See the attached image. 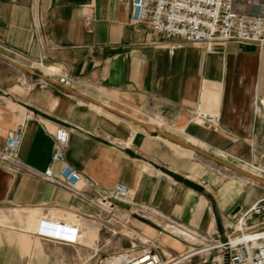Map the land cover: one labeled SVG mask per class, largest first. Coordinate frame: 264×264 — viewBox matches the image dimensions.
<instances>
[{
    "label": "crops",
    "instance_id": "1",
    "mask_svg": "<svg viewBox=\"0 0 264 264\" xmlns=\"http://www.w3.org/2000/svg\"><path fill=\"white\" fill-rule=\"evenodd\" d=\"M32 3L0 0V55L26 66L41 58L52 70L28 73L0 58V264H105L122 248L94 205L41 177L57 126L68 130L64 154L81 175L78 190L97 198L116 183L129 186L132 201L149 208L147 219L164 225L147 229L139 217L131 224L180 256L170 263L197 254L169 240L170 225L209 237L235 233L243 212L264 196L263 184L229 175L66 87L141 121L157 115V128L165 124L228 163L264 165V46L232 40L205 51L147 24L134 28L126 0ZM27 110L35 117L15 158L4 159L5 140ZM200 110L215 114L212 128L198 121ZM52 168L57 175L60 163ZM43 216L77 223V241L38 232Z\"/></svg>",
    "mask_w": 264,
    "mask_h": 264
},
{
    "label": "built area",
    "instance_id": "2",
    "mask_svg": "<svg viewBox=\"0 0 264 264\" xmlns=\"http://www.w3.org/2000/svg\"><path fill=\"white\" fill-rule=\"evenodd\" d=\"M129 6L128 24L136 27L139 24H147L154 33H159L167 38L178 37L186 42L198 44L205 51H210L214 44H223L227 41L254 43L264 46V2L256 0H126ZM39 0H33V6ZM249 6L245 11L243 6ZM34 29L40 26L37 12L32 15ZM36 64L38 68H46L42 59L30 61L28 67ZM200 123H213L215 114L198 113ZM207 115V117H205ZM35 113L27 110L23 116L15 122L10 134L5 140V147L1 153L4 159H14L21 142L26 121L33 119ZM153 117H157L154 115ZM68 130L63 126H57L52 132L54 140L53 150L50 154V164L41 173V177L50 183L67 190L71 194L80 197L94 205L99 213L104 215L105 226L108 216L114 218L117 227L130 221L131 216L146 218L149 208L143 204L134 203L131 199L132 190L129 186L116 183L107 196L90 198L78 190L81 180L80 173L71 167L65 159V150L68 146ZM122 147L124 142H117ZM60 163L57 175L54 174L52 165ZM245 168L264 178V165L252 162H242ZM119 203L127 204V208H121ZM253 216L261 218L256 224L264 222V196L255 201L239 218L236 229L237 236L241 238L232 241L231 234L215 240L227 250V264H264V229H257L250 234L251 238L244 239L243 234L248 231L243 223ZM56 228V230H54ZM40 233H49L51 238L75 242L78 239L79 225L54 220L48 216L40 219ZM202 240H209V236H203L192 232ZM223 240V241H221ZM217 246V245H215ZM162 264L159 254L152 246L141 250H134L132 244L129 249L116 252L109 256L105 264Z\"/></svg>",
    "mask_w": 264,
    "mask_h": 264
},
{
    "label": "rangeland",
    "instance_id": "3",
    "mask_svg": "<svg viewBox=\"0 0 264 264\" xmlns=\"http://www.w3.org/2000/svg\"><path fill=\"white\" fill-rule=\"evenodd\" d=\"M30 68L34 69V71L36 73L41 74V71H39V68L36 66V64H33V67H30ZM42 72H43V70H42ZM44 72L47 73L46 70H44ZM48 73H49V71H48ZM152 118H154V117H149V118H145V119L141 118V119L143 121L147 122V121H151ZM159 129L164 131V132H167L173 136L180 138L179 135L172 132L165 124L161 125ZM187 152H189V151H187ZM189 153H191V152H189ZM192 154H193V156H196L197 158H200L204 161L210 162L207 159H205V158H203V157H201L195 153H192ZM212 164L214 166L218 167L220 170L226 172L229 175L238 176V177L243 178L240 174L235 173L234 171L227 169V168H225L219 164H215V163H212ZM233 165H237L238 167L239 166L240 167H246V165L242 162H237ZM110 217L111 216H108L109 221L106 225L105 231H106L108 236L113 235L112 236L113 240H116L119 243V245L122 247L119 251L129 249L132 244L134 245V250H141V249L146 248L148 246H152L155 249V251L158 252L162 264H168V263H170V261L175 260V259L180 257L177 254H174V252L170 248H168L167 246L163 247L162 245H160L158 243V241H156L154 239L153 240H150V239L147 240L145 237L146 232H144V234L141 233L139 230H137L131 224V221L134 218H137L136 216H131L129 222L123 223V225L119 226V227H117V223L114 221V218L112 217V219H110ZM139 220L143 221L145 223L144 227L147 229H149L147 227L148 225H149V227L155 226V224L157 222H159V224H161L162 226L164 225L163 222H160V220H157V219L155 220V218H152V217H150V219L149 218L147 219V216H146V218H139ZM65 221L71 222L68 219H65ZM151 222H155V224H153ZM256 227H257L256 224H252L251 228L248 229V231L245 233H251L257 229H264V227H260V228H256ZM38 228H39V226H38ZM54 230H56V228ZM168 230L171 231V228H168ZM171 232H172V234L166 232V234L168 236H170L169 237L170 241H173L176 244H180V245L184 244L188 250L195 249L192 252H197V254L193 255V257H188L187 259L182 260L178 264H227V250L223 246L220 247V244H218V242L215 241V240H218L219 238L210 237L209 240H202V239L199 240L198 239L199 241H197L195 243H190V242H186L185 240H183L182 236L178 235V234H182V233L176 234L177 232H173V231H171ZM237 233L238 232L236 231L231 236L234 237L237 235ZM182 235L185 236L187 234H182ZM165 237H167V236H165ZM234 238H236V237H234ZM221 241H223V240H221ZM161 242H163V240H161ZM215 245H217V246H215ZM205 249H208V250H205ZM106 264H108V261Z\"/></svg>",
    "mask_w": 264,
    "mask_h": 264
},
{
    "label": "water",
    "instance_id": "4",
    "mask_svg": "<svg viewBox=\"0 0 264 264\" xmlns=\"http://www.w3.org/2000/svg\"><path fill=\"white\" fill-rule=\"evenodd\" d=\"M0 58L5 60L6 62L16 66L17 68L25 71V72H28V73L34 72V70L32 68H30L26 65H23V64L16 63L12 60H9L2 55H0ZM66 89H68L70 92L76 94L77 96H80L81 98H84V99H86V100H88V101H90L96 105L101 106L102 108H105L106 110H109L111 112H114V113L126 118L127 120H129L133 124L138 125V126L144 128L145 130H147L149 132H154V133L158 134L159 136L169 140L170 142H173V143H175V144H177L183 148L191 150L192 152L196 153L197 155H199L205 159H208V160H210L216 164H219L221 166H224V167H226V168H228V169H230V170H232V171H234V172H236V173H238V174H240V175H242V176H244V177H246V178H248V179H250L256 183L264 185V178H261L259 176H255V175H253V174H251V173H249V172H247V171H245V170H243V169H241V168H239V167H237L231 163H228V162H226V161H224V160H222V159H220V158H218L212 154H209V153L201 150L200 148H198V147H196V146H194V145H192V144H190V143H188V142H186V141H184V140H182L176 136H173L167 132L160 130L156 126L151 125V124L147 123L146 121H141V120L136 119L132 116H129V115L124 114L120 111H117V110H115V109H113V108H111L105 104H102L100 102H97V101L85 96L84 94L77 92V91H75L69 87H66ZM204 126H209V125H208V123H204ZM209 127L212 128L211 126H209Z\"/></svg>",
    "mask_w": 264,
    "mask_h": 264
},
{
    "label": "bare ground",
    "instance_id": "5",
    "mask_svg": "<svg viewBox=\"0 0 264 264\" xmlns=\"http://www.w3.org/2000/svg\"><path fill=\"white\" fill-rule=\"evenodd\" d=\"M45 70L52 71L50 67H47ZM161 122H162V119H161L160 117H154V118H152L151 121H149V124H151V125H155V126H159ZM169 142H170V141H169ZM171 143H172V142H171ZM173 144H174V143H173ZM177 146H178V145H177ZM186 150L192 152V151L189 150V149H186ZM235 166H237V165H235ZM237 167H238V166H237ZM239 168H241V169H243V170H245V171H247V172H249V173H251V174L257 176L254 172L248 170V169L245 168V167H240V166H239ZM169 228H171V231H173V232L182 233V234H187V235H185V236H187L188 238H191L192 240H194V239L197 240V238H196L193 234H191V233L185 231V230L182 229V228L174 227V226H172V225H170ZM186 232H187V233H186ZM251 236H252V235H251L250 233H248V234H243L244 239L251 238ZM240 238H241L240 236H238V237H236V238H232V241H236V240H238V239H240ZM198 239H199V238H198ZM199 240H201V239H199ZM199 240H198V241H199ZM205 250H208V249H205ZM174 263H175V262H171V263H168V264H174ZM108 264H109V261H108Z\"/></svg>",
    "mask_w": 264,
    "mask_h": 264
}]
</instances>
